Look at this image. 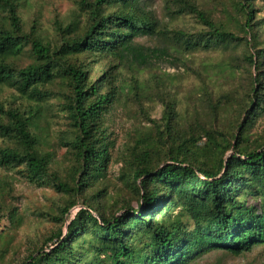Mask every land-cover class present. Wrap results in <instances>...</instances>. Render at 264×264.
Returning a JSON list of instances; mask_svg holds the SVG:
<instances>
[{"label":"trees","instance_id":"trees-1","mask_svg":"<svg viewBox=\"0 0 264 264\" xmlns=\"http://www.w3.org/2000/svg\"><path fill=\"white\" fill-rule=\"evenodd\" d=\"M19 1L0 0V86L33 105L22 111L0 101V223L16 229L23 222L15 183L53 188L58 199L38 215L53 231L14 261L1 250L0 264H191L218 251L256 253L254 264H264V128L252 133L264 118L259 0H166L162 20L148 10L149 0H76L83 25L55 21L53 41L36 34V21L22 30ZM186 17L189 28L174 25ZM142 38L160 47L141 45ZM233 44L244 47L253 78L243 117L230 131L218 124V105L209 104L211 120L181 134L174 107L165 104L161 127L125 134L115 150L106 118L126 96L109 85L107 70H95L99 59L118 62L110 71L126 61L143 69ZM44 112L61 121L55 140L67 150L64 173L52 169L40 135ZM113 163L137 202H122L118 212L100 205Z\"/></svg>","mask_w":264,"mask_h":264},{"label":"rangeland","instance_id":"rangeland-1","mask_svg":"<svg viewBox=\"0 0 264 264\" xmlns=\"http://www.w3.org/2000/svg\"><path fill=\"white\" fill-rule=\"evenodd\" d=\"M75 1L20 0L19 15L22 30L25 33L29 32L32 22L36 21V34L53 41L55 21H60L63 25L74 22H79L80 26L83 25L85 16L79 12ZM165 1L149 0L147 3L148 10L158 20L166 19ZM198 1L204 4L208 0ZM225 6H227L226 3ZM255 6L260 11L257 18L261 19L256 33L264 42V2L256 1ZM213 7L214 5L210 6V9ZM216 9L218 14L222 7ZM1 15L0 11V19ZM192 23L193 20L186 17L176 20L174 25L178 28L184 26V28H189ZM136 41L146 47H160L156 45L158 42L149 38ZM243 54L244 47L233 44L218 49L183 54L178 56L177 60L164 57L162 62L150 68L139 69L136 65L126 61L113 71L109 68L118 64L116 60L107 56L99 59L94 65L95 70H107L112 79L109 85L118 86L126 96V100H122L123 102L115 106L106 118L107 127L113 133L110 139L116 140L115 150L122 147L125 134H131L134 130L144 132L153 124L161 127L166 118L165 104H171L174 107L176 130L181 134L187 133L194 123L207 124L211 120L213 114L209 109V104L218 105L216 112L218 124L221 128L230 131L236 121L240 122L243 117L238 112L241 110V105L248 103L246 97L253 78V75L248 72L249 67L243 59ZM223 97L227 99L224 104ZM0 101L14 107L20 106L22 111L28 110L29 106L33 105L24 97H16L12 90L5 86H0ZM44 114L45 112L43 116ZM45 117L39 120L40 135L46 138L47 150L53 155L52 169L58 171L59 174L64 173L67 164V150L55 140L61 121L51 118L47 113ZM263 128L264 118L256 122L252 133H258ZM119 169L120 164L113 163L109 170L108 193L100 203L106 211L118 212L117 208L124 201H131L134 206L137 203L132 187L127 185V181L120 183ZM4 175L5 172L0 169V179ZM15 185L14 196L19 199L15 207H19L20 212L23 213V216L21 215L23 222L16 229L10 228V221L4 220L3 224L0 223V230H3L2 234L5 235L0 236V251L7 250L8 261H14V258L21 253L23 257L25 249L36 239L42 240L44 234L50 230L53 231V225L38 215L50 208L58 199L53 188H38L23 182L15 183ZM67 224L65 222L62 226V235L66 233ZM7 228L10 229L7 231ZM9 239L11 242L7 247L6 242ZM255 257H257L256 253L234 257L218 251L207 254L191 264H254L252 259ZM258 263L259 258L255 264Z\"/></svg>","mask_w":264,"mask_h":264}]
</instances>
